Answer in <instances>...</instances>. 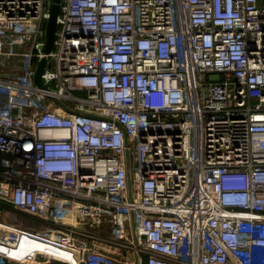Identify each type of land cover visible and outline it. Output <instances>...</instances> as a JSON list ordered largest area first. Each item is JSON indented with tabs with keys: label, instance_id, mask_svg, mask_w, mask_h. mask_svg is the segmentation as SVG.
Masks as SVG:
<instances>
[{
	"label": "built area",
	"instance_id": "1",
	"mask_svg": "<svg viewBox=\"0 0 264 264\" xmlns=\"http://www.w3.org/2000/svg\"><path fill=\"white\" fill-rule=\"evenodd\" d=\"M52 3L0 0V264H264V0H61L47 53Z\"/></svg>",
	"mask_w": 264,
	"mask_h": 264
},
{
	"label": "water",
	"instance_id": "2",
	"mask_svg": "<svg viewBox=\"0 0 264 264\" xmlns=\"http://www.w3.org/2000/svg\"><path fill=\"white\" fill-rule=\"evenodd\" d=\"M60 3H61V0H53V3H52L51 17L49 20V28H48V39H47V45L45 48V51L47 53L52 51L54 47L56 31H57V17L59 14ZM45 64H46V57H43L39 61L37 69H36V73H35L36 83L42 87L46 86L41 77Z\"/></svg>",
	"mask_w": 264,
	"mask_h": 264
},
{
	"label": "rangeland",
	"instance_id": "3",
	"mask_svg": "<svg viewBox=\"0 0 264 264\" xmlns=\"http://www.w3.org/2000/svg\"><path fill=\"white\" fill-rule=\"evenodd\" d=\"M51 3H52V0H51ZM48 24H49V21L46 22V29L47 30H48ZM3 208H4V206H1V210H3ZM1 213H4L3 216H2L3 218L9 219V220H13L12 215H11L12 213L10 214L7 211L0 212V214ZM19 217H21L22 220H24L23 222H25L27 224H33V225L39 224L38 220H36V219H34L32 217H29V216H27L25 214L20 213Z\"/></svg>",
	"mask_w": 264,
	"mask_h": 264
},
{
	"label": "crops",
	"instance_id": "4",
	"mask_svg": "<svg viewBox=\"0 0 264 264\" xmlns=\"http://www.w3.org/2000/svg\"><path fill=\"white\" fill-rule=\"evenodd\" d=\"M1 207V204H0ZM0 212H4V210H0ZM4 213H1L0 216L2 217Z\"/></svg>",
	"mask_w": 264,
	"mask_h": 264
}]
</instances>
